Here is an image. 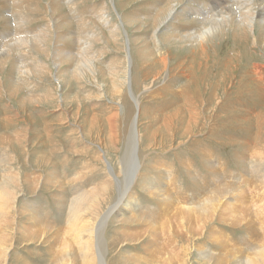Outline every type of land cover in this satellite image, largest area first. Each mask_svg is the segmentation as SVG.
Instances as JSON below:
<instances>
[{"label": "rangeland", "instance_id": "obj_1", "mask_svg": "<svg viewBox=\"0 0 264 264\" xmlns=\"http://www.w3.org/2000/svg\"><path fill=\"white\" fill-rule=\"evenodd\" d=\"M166 1L0 0V264H264V15Z\"/></svg>", "mask_w": 264, "mask_h": 264}, {"label": "bare ground", "instance_id": "obj_2", "mask_svg": "<svg viewBox=\"0 0 264 264\" xmlns=\"http://www.w3.org/2000/svg\"><path fill=\"white\" fill-rule=\"evenodd\" d=\"M172 1L173 0H167L166 1V4L169 5V7H168L169 8V11H168L169 13H167V17L165 18L166 20H167V18L169 16L171 10H173L172 9L173 5L171 4ZM255 1H257V2L255 3ZM200 4H201L200 5L201 7L196 9L197 10L196 11V23H198L200 25V28L196 29L195 31H190V33L186 32V34H184V37L186 39L195 40V41H197L199 43H202V42L206 41V39L208 37H210L211 35H213L216 32L221 31L222 28H225L224 25L226 23H228V21L231 20V17L233 15L238 16V22L236 23V25L238 27H243L244 26V30H245V28L250 27L249 25H251L253 23L252 20H253L254 17H256L258 15L259 16L264 15V0H215L214 3L207 4L206 2H203V3H200ZM186 7L190 8V9H194L191 6H186ZM183 8H185V7H183ZM184 11H186V10H184ZM13 14L17 18V22H18L17 24L21 25L23 23L22 16H20L17 13V11L13 12ZM259 18H261V17H259ZM154 20L157 21V19H154ZM158 22H160V21H158ZM17 24L15 25L16 28L14 29L16 32H17ZM16 36H17V34L15 33L13 35V37H11V38H9L7 40L13 39ZM19 38H21V37H19ZM25 39H27V38H25ZM2 40H4V38H2ZM7 40L5 39L3 42H6ZM23 41H24V36L22 37V39H20L19 43H22ZM36 43H38V42H36ZM10 44H11V42H10ZM1 53H4V48H2V51L0 52V54ZM260 67H261L260 65L259 66H256V65L252 66V72L255 73L256 75H258V78L261 80V74L262 73L260 71V69H261ZM135 126H136V124L134 125V127L132 125V128H133L132 130L133 131H131L132 135L129 137V143H130V145H129L130 147L128 146L129 154L131 153V151H130L131 144L132 143H133V145L135 144L134 143L135 142V139H134V128H135ZM125 162H126V159H125ZM129 162L130 161H128V165H129ZM132 176H133V174L130 176V174L127 175V173H126L125 179L127 181H129V179H131ZM203 207H200L201 212L206 211V209H204ZM73 211H74V209H73ZM257 249L261 250L260 247H258ZM249 259H250L249 261H253V259H251V257Z\"/></svg>", "mask_w": 264, "mask_h": 264}, {"label": "water", "instance_id": "obj_3", "mask_svg": "<svg viewBox=\"0 0 264 264\" xmlns=\"http://www.w3.org/2000/svg\"><path fill=\"white\" fill-rule=\"evenodd\" d=\"M136 118H134V122H133V127H134V125H135V122H136V120H135ZM128 161H129V159L127 160V165H128ZM129 164H130V162H129ZM129 166V165H128Z\"/></svg>", "mask_w": 264, "mask_h": 264}]
</instances>
